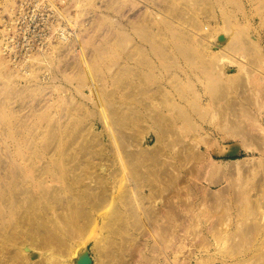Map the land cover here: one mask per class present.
<instances>
[{"label": "rangeland", "instance_id": "1", "mask_svg": "<svg viewBox=\"0 0 264 264\" xmlns=\"http://www.w3.org/2000/svg\"><path fill=\"white\" fill-rule=\"evenodd\" d=\"M157 127L167 170L193 147L214 166L197 185L235 205L198 217L217 241L184 259L264 264V0H0V227L29 211L27 196L51 222L83 204L96 226L66 259L97 264L100 170H82L96 149L107 194L129 191L123 150L151 148Z\"/></svg>", "mask_w": 264, "mask_h": 264}, {"label": "bare ground", "instance_id": "2", "mask_svg": "<svg viewBox=\"0 0 264 264\" xmlns=\"http://www.w3.org/2000/svg\"><path fill=\"white\" fill-rule=\"evenodd\" d=\"M160 135L162 130L157 127L154 145L135 155L123 150L124 158L118 170L128 176L125 177L127 184L131 182L130 177H135L137 185L130 184L129 191L123 190L116 197L107 194L105 173L101 172L106 166L101 162L103 156L98 150L94 152L98 159L90 161L82 170L85 171L83 173L100 170L97 172V194L91 201L105 232V236L94 243V251L99 255L97 264H130L131 248L136 255L135 264H158L159 261H162L159 264H189V260L184 259V251L191 252L192 247H207L211 240L217 241L215 222L210 221L208 226L203 227L198 217H206L218 207L224 210L235 207L229 197L207 193L197 185L196 180L203 169L212 170L214 166L193 147L183 146V152L174 153L179 169L174 171V163L171 162V169L167 170L165 161L161 159L163 148ZM123 138H117L121 147ZM174 141L162 145L170 149ZM182 167L186 169L182 170ZM143 188L147 193H143ZM17 199L19 197L15 196L14 200ZM27 203L28 212L18 213L9 228L0 227V264H69L66 258L96 226L90 210L85 211L81 204L77 212L69 213L61 206L51 222L49 217L39 218L31 196H27ZM135 228H144L151 237V244L140 235L137 241L129 233L130 230L138 232L134 231ZM256 228L253 224L252 232ZM17 244L22 246L16 247ZM166 249L171 250L172 260L166 258ZM33 252L38 254L34 259L31 258ZM211 260L209 263H212ZM91 262L88 255L77 259L78 264Z\"/></svg>", "mask_w": 264, "mask_h": 264}]
</instances>
